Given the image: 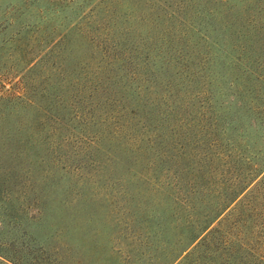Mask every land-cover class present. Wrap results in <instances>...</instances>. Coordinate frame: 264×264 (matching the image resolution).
<instances>
[{"label":"rangeland","instance_id":"374dc122","mask_svg":"<svg viewBox=\"0 0 264 264\" xmlns=\"http://www.w3.org/2000/svg\"><path fill=\"white\" fill-rule=\"evenodd\" d=\"M0 254L264 264V0H0Z\"/></svg>","mask_w":264,"mask_h":264},{"label":"trees","instance_id":"16d2710c","mask_svg":"<svg viewBox=\"0 0 264 264\" xmlns=\"http://www.w3.org/2000/svg\"><path fill=\"white\" fill-rule=\"evenodd\" d=\"M6 13V12H5ZM221 211V210H220ZM220 214V212H216L211 216H207L204 221L203 225H200L198 229L195 230L193 233L191 240L194 241L199 235H201L212 223V221ZM0 264H24L22 261H16L14 259H11V257H8L6 255L0 254ZM30 264V263H29Z\"/></svg>","mask_w":264,"mask_h":264}]
</instances>
